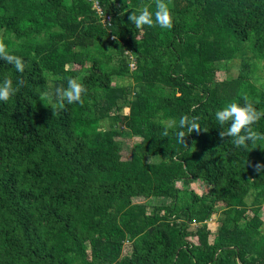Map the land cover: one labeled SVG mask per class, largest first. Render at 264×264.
<instances>
[{
    "label": "trees",
    "instance_id": "trees-1",
    "mask_svg": "<svg viewBox=\"0 0 264 264\" xmlns=\"http://www.w3.org/2000/svg\"><path fill=\"white\" fill-rule=\"evenodd\" d=\"M91 1L0 0V38L25 63L21 74L0 60V81H25L0 102V264H264V235L249 243L264 173L248 166L264 164V141L221 140L229 124L215 116L244 94L264 111V0H170L173 27L142 32L128 16L155 0H94L103 16ZM112 50L121 55L108 63ZM232 60L235 77L207 81L204 65ZM68 77L87 92L53 115L40 94ZM118 77L135 91L112 86ZM182 115L201 131L169 126ZM252 127L264 133V118ZM125 138L139 140L121 153ZM195 181L208 187L200 196L185 189ZM218 203L227 223L210 231Z\"/></svg>",
    "mask_w": 264,
    "mask_h": 264
},
{
    "label": "clouds",
    "instance_id": "clouds-1",
    "mask_svg": "<svg viewBox=\"0 0 264 264\" xmlns=\"http://www.w3.org/2000/svg\"><path fill=\"white\" fill-rule=\"evenodd\" d=\"M169 2L170 0H155L154 12L150 11V6H144L138 13L131 12L128 16V21L141 32L145 26L151 28L157 25L162 29L170 30L173 27V20ZM0 60L12 65L18 73L22 74L25 70V63L22 58L11 53L3 38H0ZM51 78L57 79L55 76H51ZM24 84L25 81L22 76L17 79L15 85L11 78L5 77L0 81V102H8L19 92ZM86 92L87 88L82 82L77 78L68 77L66 87L59 86L55 87L54 90L44 91L40 94V99L51 104L52 108L56 110L53 115H58L60 111L65 109V102L68 105L82 103V96ZM242 99L244 101L243 106L236 102H231L215 113L216 120L220 125L229 124L226 130L219 133L220 139L223 140L225 137L232 138V143L237 148L247 147L248 142L264 141V133L255 131L252 127L261 118H264V111L257 110L254 102L247 94H244ZM198 120L199 117L190 118L188 115H182L178 124L173 120L169 126L179 127V129L186 128L188 134L200 132ZM168 134V127H165L162 135L167 136ZM187 136L183 130L176 132L177 142L184 144L186 147L185 138ZM248 166L256 174L264 173V164L248 162Z\"/></svg>",
    "mask_w": 264,
    "mask_h": 264
},
{
    "label": "rangeland",
    "instance_id": "rangeland-1",
    "mask_svg": "<svg viewBox=\"0 0 264 264\" xmlns=\"http://www.w3.org/2000/svg\"><path fill=\"white\" fill-rule=\"evenodd\" d=\"M28 1H31V0H28ZM114 1L116 2V0H114ZM121 2H122L121 0H117L116 3H117V5H119ZM105 19L109 20V18L107 16H104V20ZM50 37H51L50 35H44L39 40L35 41L34 43L35 44L36 43L37 44L38 43H46V42H48ZM120 55H121V53L118 50H116V51L112 50V51L108 52L106 54V57H111V58H109V59L107 58V62L108 63H113V59H119ZM126 59H129V57H126ZM256 60L258 62V63H256L257 64L256 76L258 77L259 80H262L263 77H264V72L262 71V61L259 60V59H256ZM130 63H132V62H130ZM132 65H133V63H132ZM238 68H239V61L238 60H232V61L227 62L226 64H223V67H216V66L214 67V66L204 65L203 66V73H204V76L206 77L207 81L211 84V83H214V82H220V81H224V80L231 79V78L235 77ZM111 85L114 86V87H117V88H125L129 92L135 91V86H134V84L132 83V81L128 77L114 78L111 81ZM156 85L160 86V87H163L165 89H168V88L171 87V84L168 83L167 80L166 81H162L160 83H157ZM129 96L130 95H128V97ZM119 112L122 113V114H126V113H128V110H127V108H124V107L120 106ZM109 124H110V122L108 120L104 121V122L100 123L99 128L106 129V128H108ZM138 140L139 139H136V138H125L122 141V144H121V147H122L121 153H126V151L128 149H130L131 146L134 143H136ZM175 184H176V186L178 188L182 187V185L180 183H175ZM207 188H208L207 185H205L204 182H201V181L191 182L185 187L186 190H188L189 192L194 193V194H196L198 196L203 194L207 190ZM146 202H148V204L151 205L153 200L151 198H149ZM259 209H260L259 211H255V215L257 216V219L260 221V226L258 227L257 231H255L251 235V238H250V241H249V243H250L252 248L256 247V241L259 239V237L264 235V204ZM150 210L151 209H147V212H150ZM213 210H214L215 214L210 218V219H212L211 222L208 221V224L210 225L209 227H211L210 231H214L215 227L218 224V222L222 221V219L225 218L222 215L223 214V212H222L223 209L219 205V203L213 207ZM246 212H247L248 216H245V217L248 218L252 214L253 210H252V208H250ZM224 220L227 223V219H224ZM245 220H247V219H245ZM245 220L242 219L240 222H243ZM118 221L121 223V222L124 221V218L120 216L118 218ZM192 229H193V226H191V228L189 227L188 230L192 232L193 231ZM188 241H194V240H193V238H189ZM125 245H127V244L125 243ZM125 250H126V247H125L124 251Z\"/></svg>",
    "mask_w": 264,
    "mask_h": 264
},
{
    "label": "built area",
    "instance_id": "built-area-1",
    "mask_svg": "<svg viewBox=\"0 0 264 264\" xmlns=\"http://www.w3.org/2000/svg\"><path fill=\"white\" fill-rule=\"evenodd\" d=\"M91 7H92V9L94 10V12L96 13V14H98L99 16H103L102 15V12H101V9H100V7H99V5L97 4V2L96 1H94V0H92L91 1ZM104 18V17H103ZM109 18V17H108ZM109 20L108 19H105V22L107 23ZM129 65V68H132V63H130V64H128ZM193 240L195 241L196 240V238H193Z\"/></svg>",
    "mask_w": 264,
    "mask_h": 264
},
{
    "label": "crops",
    "instance_id": "crops-1",
    "mask_svg": "<svg viewBox=\"0 0 264 264\" xmlns=\"http://www.w3.org/2000/svg\"><path fill=\"white\" fill-rule=\"evenodd\" d=\"M209 227V226H208ZM209 229L211 230V227H209Z\"/></svg>",
    "mask_w": 264,
    "mask_h": 264
}]
</instances>
